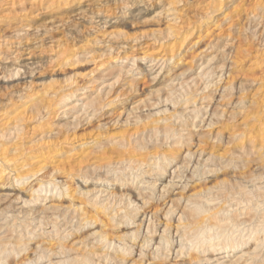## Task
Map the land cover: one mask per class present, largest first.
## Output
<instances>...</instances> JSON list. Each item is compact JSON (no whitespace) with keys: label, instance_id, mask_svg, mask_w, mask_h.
I'll use <instances>...</instances> for the list:
<instances>
[{"label":"rangeland","instance_id":"374dc122","mask_svg":"<svg viewBox=\"0 0 264 264\" xmlns=\"http://www.w3.org/2000/svg\"><path fill=\"white\" fill-rule=\"evenodd\" d=\"M0 151V264H264V0H0Z\"/></svg>","mask_w":264,"mask_h":264},{"label":"bare ground","instance_id":"6f19581e","mask_svg":"<svg viewBox=\"0 0 264 264\" xmlns=\"http://www.w3.org/2000/svg\"><path fill=\"white\" fill-rule=\"evenodd\" d=\"M17 74H18V73H17ZM15 75H16V74H15ZM159 121H160V120H159ZM4 147H5V146H4ZM17 147H18V146H17ZM19 147H20V146H19ZM1 149H2V148H1ZM2 150H3V149H2ZM1 152H3V151H0V153H1ZM2 154H4V153H2ZM201 154H202V153H201ZM0 156H1V155H0ZM1 158H2V157H1ZM171 159H172V158H171ZM143 163H144V162H143ZM141 165H142V163H141ZM22 167H24V166H22ZM21 169H22V168H21ZM37 174H38V172H37ZM35 175H36V174H35ZM35 175L33 174V176H35ZM33 176H32V177H33ZM138 178H139V177H138ZM36 191H37V190H36ZM37 193H38V192H37ZM132 202H133V200L129 202V205H131ZM133 203H135V202H133ZM129 205H128V206H129ZM133 206H134V205H133ZM137 207H138V206H137ZM140 209H141V207H140ZM130 219H132V218H130ZM128 222L130 223V221H127V223H128ZM165 226H167V225H165ZM166 230H167V229H166ZM150 231H151V229H150ZM150 231H149V232H150ZM164 231H165V230H164ZM177 232H178V230H177ZM151 233L153 234V233H155V232L153 231V232H151ZM177 235H178V234H177ZM145 239H146V238H145ZM145 241H147V239H146ZM145 241H144V245H146V244H145ZM169 241H170V240H169ZM263 241H264V240H263ZM120 242H121V241H120ZM149 242H150V241H149ZM167 242H168V241H167ZM167 244H168V243H167ZM147 245H148V244H147ZM167 247H168V246H167ZM107 248H108V247H107ZM124 248H125V247H124ZM125 249H126V248H125ZM123 251H124V250H123ZM127 251H128V250L126 249L125 253H127ZM140 253H141V252H140ZM140 255H141V254H140Z\"/></svg>","mask_w":264,"mask_h":264}]
</instances>
